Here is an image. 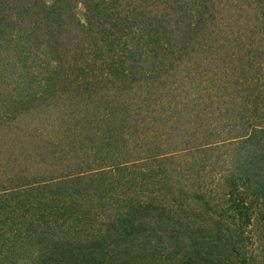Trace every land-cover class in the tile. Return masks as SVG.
Here are the masks:
<instances>
[{
	"label": "trees",
	"instance_id": "16d2710c",
	"mask_svg": "<svg viewBox=\"0 0 264 264\" xmlns=\"http://www.w3.org/2000/svg\"><path fill=\"white\" fill-rule=\"evenodd\" d=\"M0 264H264V0H0Z\"/></svg>",
	"mask_w": 264,
	"mask_h": 264
},
{
	"label": "rangeland",
	"instance_id": "374dc122",
	"mask_svg": "<svg viewBox=\"0 0 264 264\" xmlns=\"http://www.w3.org/2000/svg\"><path fill=\"white\" fill-rule=\"evenodd\" d=\"M79 9H81L83 11L82 7H79ZM210 85H212V84H207L206 86L209 87ZM208 87L205 88L204 86H201L199 88H196L195 85L191 83L190 85L186 86V91L184 89L183 94L189 95V98H188L187 102H189L192 99H195V100L198 99L199 102L200 101H204V100L208 101L210 96H211V94H216L215 89L213 87H209V88ZM208 93H209V98H208ZM70 106H71V104L69 105L67 101H65L63 99H60L58 104H56V106L52 107L50 114H48V115L44 114V115L46 117H48L49 120L50 119L51 120H55V119L58 120V119H61V118L62 119L66 118L67 120H69L70 116H68V112L70 111V108H69ZM49 120H44V122H47V121L50 122ZM91 122H95V121H91ZM18 124H19V122L17 123V125ZM67 126H68V124H67ZM18 132L21 133L20 131H18ZM174 132H175V130H174ZM221 132L224 133V131H221ZM22 134H20V135H22ZM21 138H22V142H26L27 141L26 134L24 136H22Z\"/></svg>",
	"mask_w": 264,
	"mask_h": 264
}]
</instances>
